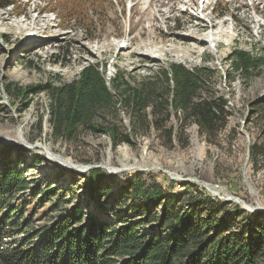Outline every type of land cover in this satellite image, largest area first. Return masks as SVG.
Here are the masks:
<instances>
[{
	"label": "rangeland",
	"instance_id": "obj_1",
	"mask_svg": "<svg viewBox=\"0 0 264 264\" xmlns=\"http://www.w3.org/2000/svg\"><path fill=\"white\" fill-rule=\"evenodd\" d=\"M12 1L0 6V173L9 166L33 182L28 193L12 201L17 206L25 202L27 231L44 230L75 206L83 210L82 223L91 215L113 226L138 222L132 208L141 204L139 186L160 185L162 198L181 196L184 209L194 208L190 200L199 195L218 200L213 215L218 221L232 217L235 229L247 224L246 213L264 214V68L245 80L233 73L229 61L234 49L264 54V0ZM67 8L74 10L71 20L64 16ZM96 63L105 65L108 81L120 71L132 84L169 63L212 67L218 72L213 78L216 96L228 102L226 125L212 144L196 125L189 126L185 148L167 149L155 137L116 149L106 135L69 143L52 136L45 93L17 98L6 90L8 84L68 83ZM120 115L127 125L124 112ZM46 149L112 177L97 191L98 201L86 187L89 170L58 164ZM52 188H58L59 199H48ZM122 188L124 199L114 201L113 193ZM227 202L246 213L236 216L233 206L223 205ZM163 205L154 208L156 214ZM17 214L15 209L12 215ZM139 229L152 234L151 225Z\"/></svg>",
	"mask_w": 264,
	"mask_h": 264
},
{
	"label": "trees",
	"instance_id": "obj_2",
	"mask_svg": "<svg viewBox=\"0 0 264 264\" xmlns=\"http://www.w3.org/2000/svg\"><path fill=\"white\" fill-rule=\"evenodd\" d=\"M13 3L5 0L0 6ZM73 11L67 8L64 16L71 20ZM229 61L233 73L245 80L264 68V54L234 49ZM217 74L209 66L169 63L132 84L120 71L108 81L105 65L96 63L87 65L68 83L25 88L8 84L6 90L17 98L45 93L50 99L48 122L56 140L73 143L85 135H106L116 149L122 144L135 147L140 139L155 137L163 147L172 149L188 146L191 125L211 144L225 127L228 102L216 96L213 78ZM42 122L40 117V128ZM256 150L254 146L253 156ZM108 179L112 177L105 178L101 168L86 174L93 200L98 201L96 193ZM32 183L24 172L9 166L4 165L0 173V264H264V214H248L231 202L223 204L233 206L236 216L246 213L248 217L244 227L235 229L232 217L220 216L218 221L213 215L215 203L220 201L199 195L190 200L194 208L184 209L179 205L181 196L162 198L160 185L138 187L141 204L132 208L138 222L132 219L113 226L91 215L82 223L83 210L75 206L44 230L30 233L25 202L17 206L12 201L28 193ZM124 191L114 192L112 199H124ZM35 193L38 197L39 191ZM47 195L50 200L58 198V188ZM161 202L162 210L156 214L154 208ZM15 209L18 214L13 217ZM145 225H151L152 234L139 229ZM20 234L26 236L18 239Z\"/></svg>",
	"mask_w": 264,
	"mask_h": 264
},
{
	"label": "water",
	"instance_id": "obj_3",
	"mask_svg": "<svg viewBox=\"0 0 264 264\" xmlns=\"http://www.w3.org/2000/svg\"><path fill=\"white\" fill-rule=\"evenodd\" d=\"M38 147V146H37ZM36 146H33L32 148L33 149H36L37 148ZM46 152L48 153V155L50 156V157H52V158H55V159H57V160H59L60 162H68V163H70V164H72V162L70 161V160H67V159H63V158H61L60 156H55V155H53V154H51L50 152H48L47 150H46ZM73 165V164H72ZM74 166V168L75 169H79V170H81V171H87V170H91V169H93V168H96L95 166H84V165H80V166H75V165H73ZM239 203L241 202V201H238ZM242 203V202H241ZM243 205L245 206V208H247L248 210H255V211H257V209H255V208H253V207H250V206H248V205H245L244 203H243ZM263 213H264V211H262Z\"/></svg>",
	"mask_w": 264,
	"mask_h": 264
},
{
	"label": "bare ground",
	"instance_id": "obj_4",
	"mask_svg": "<svg viewBox=\"0 0 264 264\" xmlns=\"http://www.w3.org/2000/svg\"><path fill=\"white\" fill-rule=\"evenodd\" d=\"M11 140V139H10ZM47 150V149H46ZM48 151V150H47ZM51 159H53V160H55V158H52L51 157ZM55 161H57V159L55 160ZM59 161V160H58ZM57 161V162H58ZM74 162H72V164H73ZM58 164H62L63 166H66V167H68V168H70V169H73V170H77V169H75L74 168V166L73 165H75V164H70V163H68V162H63V163H61V162H58ZM76 166V165H75ZM79 171V170H78Z\"/></svg>",
	"mask_w": 264,
	"mask_h": 264
}]
</instances>
